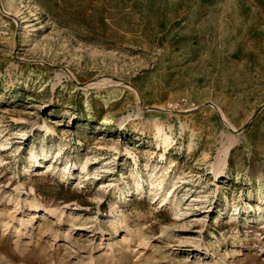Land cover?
<instances>
[{"label":"rangeland","instance_id":"rangeland-1","mask_svg":"<svg viewBox=\"0 0 264 264\" xmlns=\"http://www.w3.org/2000/svg\"><path fill=\"white\" fill-rule=\"evenodd\" d=\"M262 105L264 0H0V264H264Z\"/></svg>","mask_w":264,"mask_h":264},{"label":"bare ground","instance_id":"bare-ground-1","mask_svg":"<svg viewBox=\"0 0 264 264\" xmlns=\"http://www.w3.org/2000/svg\"><path fill=\"white\" fill-rule=\"evenodd\" d=\"M228 127V126H227ZM231 127V126H230ZM232 128V127H231ZM235 130V129H234ZM164 143L165 144H168L169 143V141H170V137L169 136H167V135H164ZM153 176V175H152ZM162 177V176H161ZM157 179L159 180V178H155L154 176L152 177V180H153V182H154V180H156L157 181Z\"/></svg>","mask_w":264,"mask_h":264},{"label":"crops","instance_id":"crops-1","mask_svg":"<svg viewBox=\"0 0 264 264\" xmlns=\"http://www.w3.org/2000/svg\"><path fill=\"white\" fill-rule=\"evenodd\" d=\"M264 105H262L261 107H263Z\"/></svg>","mask_w":264,"mask_h":264}]
</instances>
